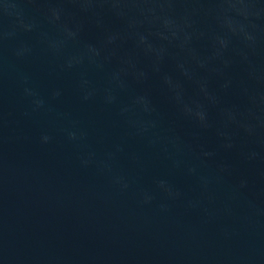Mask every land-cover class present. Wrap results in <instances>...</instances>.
Returning <instances> with one entry per match:
<instances>
[{
    "label": "water",
    "instance_id": "obj_1",
    "mask_svg": "<svg viewBox=\"0 0 264 264\" xmlns=\"http://www.w3.org/2000/svg\"><path fill=\"white\" fill-rule=\"evenodd\" d=\"M0 264H264V0H0Z\"/></svg>",
    "mask_w": 264,
    "mask_h": 264
}]
</instances>
